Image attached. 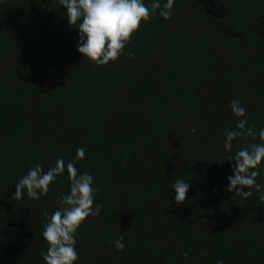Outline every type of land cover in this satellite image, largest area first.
Instances as JSON below:
<instances>
[{
	"label": "trees",
	"instance_id": "1",
	"mask_svg": "<svg viewBox=\"0 0 264 264\" xmlns=\"http://www.w3.org/2000/svg\"><path fill=\"white\" fill-rule=\"evenodd\" d=\"M65 12L59 0H0V264H45V212L67 173L39 200L15 199L14 184L80 147L101 212L77 230L76 264H264V202L225 190L227 157L261 141L223 146L232 100L264 128V0H175L171 19L157 10L104 66L77 51ZM177 179L190 185L180 205Z\"/></svg>",
	"mask_w": 264,
	"mask_h": 264
},
{
	"label": "clouds",
	"instance_id": "2",
	"mask_svg": "<svg viewBox=\"0 0 264 264\" xmlns=\"http://www.w3.org/2000/svg\"><path fill=\"white\" fill-rule=\"evenodd\" d=\"M59 3L66 9L69 26L75 25L79 29L77 51L83 54V59L104 66L119 59L141 22H147L157 10L164 20L171 19L175 0H151L150 5L144 0H59ZM132 55L129 53V59ZM230 108L238 119L235 128L225 133V151H232L233 141L238 137L246 140L248 137L256 139L258 135L261 142L240 148L235 156L227 157L226 160L232 162V174L226 178L225 190L247 199L253 195L254 188L259 200L264 202V184L256 179L261 175L264 162V128L257 133L248 126L246 109L239 100H232ZM85 153L83 147L77 148L71 160L66 163L63 157H58L47 171L41 164H36L14 184L15 199H23L26 193L29 199L39 200L48 194L50 184L57 177L67 173L69 191L58 197L59 207L51 215L45 212L42 238L47 243V251L41 252L45 264H76L79 260L77 230L89 216L95 217L101 212V205L95 203L98 188L93 186L94 177L88 171L81 173L76 167L85 158ZM189 187L183 179L172 184L177 205L185 201ZM111 243L117 251L125 248L122 236ZM217 264H223V261H217Z\"/></svg>",
	"mask_w": 264,
	"mask_h": 264
}]
</instances>
